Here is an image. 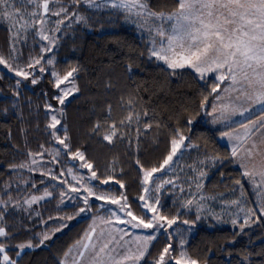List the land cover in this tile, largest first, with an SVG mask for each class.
Masks as SVG:
<instances>
[{"label": "trees", "instance_id": "16d2710c", "mask_svg": "<svg viewBox=\"0 0 264 264\" xmlns=\"http://www.w3.org/2000/svg\"><path fill=\"white\" fill-rule=\"evenodd\" d=\"M60 3L68 7L69 13L76 11L85 17L86 22L71 18L60 27L55 36L56 44L47 53L53 64L44 73L38 69L34 72L37 83L22 80L0 66V198L8 200L3 224L10 233L0 242L10 247L6 251L11 259L17 264H60L65 252L88 230L92 217L101 215L104 209L93 199L87 216L68 220L67 217L74 215L83 202L60 203L57 187L50 188L52 195L35 206L32 217L19 215L10 207L31 194L42 192L49 185L46 176L34 169L12 167L29 164L31 158L38 156L30 157L29 153L36 154L57 146L47 128L50 113L45 105L48 103L63 110L57 135L69 137L71 152L81 151L85 157L82 163H92L101 179L114 177L108 185L88 180L89 186H94L98 193L116 196L124 193L137 216L150 218L139 200L143 190L140 167L151 169L163 163L170 154V142L177 128L189 137L185 145H198L184 147L180 155L173 158L176 165L179 159L185 161L186 173L194 177L186 186L188 194H193L199 178L198 182H204L203 190L210 193L230 191L241 185L247 188L245 194L250 201V191L240 169L230 159V149L218 140L223 129L210 126L206 120V113L223 84L220 83L217 92L212 93V86L217 83L212 76L201 80L189 68L176 69V74L172 75V69L155 57L149 58L147 38L135 31L122 10L105 6L92 8L85 3L76 6L71 0H60ZM148 3L156 12L169 13L176 7L177 0H148ZM16 7L24 10L18 0ZM11 44L10 27L0 18V56L11 57ZM41 44L39 36L29 30L26 40L17 43L15 65L26 68L30 58H39ZM72 68L78 69L71 77L78 91L72 92L64 105H60L53 99L60 92L54 87L55 78L51 71L63 77ZM17 80L21 81L19 86ZM205 96L208 102L201 109ZM129 99L133 100L131 109L127 103ZM129 110L139 114V124L134 118L130 126H119L122 138L114 139L113 143L104 141L105 121L119 125ZM189 119L193 121L190 125L187 123ZM98 122L104 127L99 133H93ZM145 123L152 126L146 129ZM194 155L210 159L198 164L194 162ZM213 157L219 159L214 161ZM71 160L62 150L60 162L54 164L53 171L66 170L69 165H74ZM201 170L205 175L196 174L195 171ZM116 179L125 185L123 189L114 182ZM169 191L163 190L158 195L159 211L169 218L178 217L177 222L154 233L156 239L151 242L149 253L141 264H154L168 244L175 249L173 256L185 251L199 264H264V217H257L254 224L245 228L216 223L193 212L197 203L196 206L182 207V196ZM184 220L189 223L184 224ZM56 227H62L61 232L44 245L24 249L17 256V245L28 241L36 245L41 234ZM181 241H184L182 249Z\"/></svg>", "mask_w": 264, "mask_h": 264}, {"label": "snow or ice", "instance_id": "6c2138e0", "mask_svg": "<svg viewBox=\"0 0 264 264\" xmlns=\"http://www.w3.org/2000/svg\"><path fill=\"white\" fill-rule=\"evenodd\" d=\"M19 2L24 5V10L16 7V0H0V18L10 21L12 24L10 31H13V52L16 51L15 43L19 40H26L29 30H33L42 41H48L49 46L41 49L43 53L51 51L52 46L56 44V38L49 33L51 31L59 32L60 25L64 24L66 19L75 18L77 22H86V18L78 15L76 11L69 13L68 7L61 4L60 0H19ZM71 3L76 6L85 3L88 7L95 8H100L102 5L109 6L110 4L113 9L122 10L126 19L135 17V22L139 23L141 27L148 26L150 34L152 29L155 28V34L160 39L157 41L153 37V46L149 50V58L155 57L157 61H162L168 69L173 70L172 75L176 74V69L185 67L198 74L201 80H204L209 74H214L217 83L213 84L212 93L217 92L220 83L228 81V86L223 91L225 93H236L234 102L220 105L213 103L212 112L206 114L213 117V124L223 123L226 127H230L231 130L222 131L220 137L222 139L227 138L232 142L231 158L243 169L242 175L244 177L249 178L254 184L256 179L259 178L260 183L257 187L264 186V0H177L176 7L169 13L152 10L149 7L148 0H101V2H97V0H71ZM50 4L59 5V7L54 10L50 8ZM28 7H31L32 10L27 11ZM51 16L59 19L55 21V28L48 30L46 25L49 23ZM165 24L168 27H165ZM157 43H159V47L156 46ZM43 59V55L39 58H30L29 63L26 65L28 70H25V68L13 67L4 57L0 56V65L24 80L29 79L31 76V83L36 84L37 79L34 76V71L36 66L41 65ZM45 63L52 65L53 60L48 59ZM131 68L132 66L129 65L128 70L131 71ZM45 71L44 66L39 67L40 73ZM77 71V68H72L66 75L61 77L53 70L51 75L55 78L54 87L60 89V85L73 77V73ZM20 83V80L16 81L17 86ZM72 84L73 89H75L74 81ZM75 90L78 91V89ZM71 91L72 89H60L61 94L55 95L53 99L58 101L60 105H64L65 98ZM215 99L220 100L221 98L217 95ZM207 102L208 97L205 96L200 108L204 109ZM127 103L129 109H131L133 100L129 99ZM45 108L51 114V120L47 125L48 129L53 130L50 135L56 144L62 147H57L52 152L44 149L40 153H29V156L38 155L42 158L45 154H48L52 156L50 163L58 164L63 150L64 155H69L72 160H85L81 151L71 152L67 135L63 137L57 135L60 131L57 126L61 125V118L64 115L63 110L57 109L51 103L46 104ZM254 108L259 109L258 114L253 112ZM109 111H111V106H109ZM246 113L258 115V118L252 119L251 116H245ZM144 115H147V113H144ZM236 115L245 117V120L240 121L238 127H233L230 122ZM134 118L139 124V114H134L129 110L128 115L119 121V125L116 122L108 124L105 121L106 129L102 139L108 143H113L114 139L122 138L119 126H130ZM192 122V119L187 121L189 125ZM151 126V123H145L144 125L146 129ZM102 127L104 125L98 122L92 129L93 133H99ZM64 131L66 133L67 129L64 128ZM137 134H140L139 129H137ZM187 140H189V137L177 128L170 142L171 152L160 167L151 169L140 167V171L143 173L141 182L144 185V193L159 192L163 184L173 183L171 180H165L163 184L156 185L154 188L148 187L153 182V174L160 172L166 165H169L182 147H198V145L191 143L185 145ZM41 148L43 149V145ZM211 159L215 161L219 158L213 157ZM136 163L139 165V160ZM200 163L203 164L204 161H200ZM36 164L37 161L33 158L31 165ZM31 165L21 163L12 167L28 168L31 171ZM81 167L90 170L89 180L99 181L102 185H108L114 179L113 176L101 179L92 163L85 162L81 164ZM46 174L52 180H58L60 176L65 175V172L61 170L59 176H57L53 169L49 168ZM67 174L72 175V168L67 169ZM41 175H45V173H41ZM200 175L203 176L205 173L201 172ZM72 179L79 183L83 177L78 178L72 175ZM114 182L121 189L125 187L118 179ZM60 183L67 184L68 182L67 180H61ZM239 183L240 181L237 180V184ZM201 187V184H197L198 189ZM81 188L87 193L82 197L84 207H80L74 215L68 216V220L90 211L92 206L89 197H93L97 201L118 205L119 210L130 217L129 220H124L116 216V220L120 224H128L133 229H152L153 233L135 236L134 242L124 241V236L129 235L126 230L110 227L107 229L101 228L97 232V224L94 219L93 225L73 246L76 249L75 255H72L73 248H69L64 254L65 259L61 260L60 264H67V259L70 256L71 264H141L143 258L149 253L151 242L156 239L154 233L164 229L165 225L170 228L177 222L178 217L169 218L160 213L157 207L160 203L158 196L151 203L149 202L152 199L151 196L141 195L139 197L142 202L141 207L153 213L150 218H145L133 213L127 196L122 192L118 196L105 192L98 193L95 191L94 186L84 185H81L80 188L70 186L69 190L73 193H80ZM51 195V192L45 189L42 196L33 195L25 203L31 205ZM60 195L61 203H64L63 198L67 196V193L61 192ZM68 199L72 200L73 197H68ZM0 203L6 204L7 202L0 201ZM192 203V200H188L184 206L187 207ZM232 203L238 202L233 201ZM259 213L260 216H264V200L259 205ZM247 215L250 217L256 216V210L247 209ZM113 216H115V213H113ZM197 219H199V216H197ZM2 220L3 214L0 213V221ZM100 223L112 225L113 221L110 218L107 220L100 218ZM183 223L188 224L189 221L184 220ZM236 223V220L232 221L233 225ZM248 223V219H245L241 228ZM64 226L66 225H62V227ZM60 230L61 228L55 229V231ZM9 235L10 233L6 228L0 226V237L7 238ZM52 235H54V232L52 234L43 233L40 235L38 244L33 245L31 241H28L17 245V247L21 251L25 248L40 247L50 240ZM122 241L123 243H121ZM133 243L134 247L130 246ZM183 244L184 241H181V249ZM174 251L175 249L171 244L166 245L154 264H199L196 259L188 256L185 251H181L179 256H173ZM0 254H3L2 264H17V261L11 259L7 254L6 245L3 242H0ZM19 255L20 251L17 252V256Z\"/></svg>", "mask_w": 264, "mask_h": 264}, {"label": "rangeland", "instance_id": "374dc122", "mask_svg": "<svg viewBox=\"0 0 264 264\" xmlns=\"http://www.w3.org/2000/svg\"><path fill=\"white\" fill-rule=\"evenodd\" d=\"M18 2H19V0H18ZM97 2H101V0H97ZM20 3V2H19ZM21 4V3H20ZM66 6V5H65ZM59 7V5H53V4H50V8H53L54 10L56 9V8H58ZM101 7H103V5L101 6ZM105 7H110V4H109V6H105ZM92 8H95V7H92ZM32 9H31V7H30V10L29 11H31ZM60 18H63V17H60ZM57 19H59L58 17H55V16H51L50 18H49V23L46 25V29H48V30H51V29H54L55 28V21L57 20ZM69 21L70 19H66L65 20V22L66 21ZM7 25H9V27H10V29L12 28V24H11V22L10 21H7V20H3ZM127 21H128V23L129 24H131L132 26H133V28L135 29V31L137 32V33H139L140 35H144L146 38H147V40H148V42H149V48L151 49L152 48V46H153V43H152V39H153V37H155L156 38V40L157 41H159V37H157L156 36V34H155V28H153L152 29V32H151V34L149 33V28H148V26H144V27H141L140 26V24L139 23H137V22H135V17H133V18H131V19H127ZM157 23H159V22H157ZM63 25V24H62ZM62 25H60V27L62 26ZM165 27H168V25L167 24H165ZM51 36H56V32L55 31H51L50 33H49ZM11 35H13V31H11ZM42 41V40H41ZM12 43H13V41H12ZM17 43H18V41L15 43V48L17 47ZM11 46H12V44H11ZM49 46V44H48V41H42V44H41V49L43 48V47H48ZM157 47H159V43H157V45H156ZM16 52H17V48H16V51L15 52H13L12 50H11V57L9 58V59H5V60H7L10 64H12L13 65V67H18V68H24L23 67V65H15V63H14V59H15V57H16ZM49 51H46V52H43L42 53V55H43V57H44V59L41 61V65H38V66H36V69H35V71L38 69L39 70V67L40 66H44L43 65V63H45V61L46 60H48V59H50L49 57H48V53ZM41 57V56H40ZM162 64H164L162 61H160ZM165 65V64H164ZM0 66H3V65H0ZM48 66L49 65H47L46 63H45V69H47L48 68ZM166 67H167V65H165ZM4 67V66H3ZM185 68H187V67H185ZM7 69V68H6ZM8 70V69H7ZM25 70H28V69H26L25 68ZM34 71V72H35ZM193 71V70H192ZM194 72V71H193ZM11 73H14V72H11ZM51 73H52V71H51ZM15 74V73H14ZM198 75V74H197ZM20 79H22V80H24L22 77H19ZM31 79H32V77L30 76L29 77V81L31 82ZM72 82H73V80H72V78L70 77L69 78V80H67V81H64L61 85H60V89H72V91L70 92V94L69 95H71L72 94V92H75V89H76V87H75V89H73V84H72ZM224 83H225V81L224 82H222V84L224 85ZM60 89H59V92H60ZM59 94H61V93H59ZM68 95V96H69ZM67 96V97H68ZM66 97V98H67ZM66 98H65V100H66ZM215 100V99H214ZM58 102V101H57ZM214 102V101H213ZM59 104V103H58ZM52 105H54L57 109H58V106L57 105H55V104H52ZM209 111H210V109H209ZM208 111V112H209ZM50 120H51V114H50ZM206 120H207V122H208V124L210 125V126H212V127H216L212 122H210L209 120H208V118H206ZM217 128H219V127H217ZM51 131H53L52 129H50ZM227 139V138H226ZM226 139L225 138H221V137H219V141L221 140V141H226ZM221 143V142H220ZM57 147H61L60 145H58L57 144V146L56 147H54V148H52V149H50V150H48L49 152H52L55 148H57ZM184 147H182L181 148V150L183 149ZM181 150H179L178 152H177V154L174 156V157H178L179 155H180V151ZM171 152V151H170ZM48 155V154H47ZM195 156V158H194V162H198V164H201L200 163V161H204V163H205V161H208L210 158H201L200 156L199 157H197L196 155H194ZM173 157V158H174ZM35 159H36V161H37V164L36 165H31V160L33 159V158H31L30 159V165H31V168L32 169H34L35 171H37V172H40V173H45V176H46V178H47V181H48V187L47 188H45V189H47V191H49L50 192V188H53V187H57L58 189H59V192L61 193V192H66L67 193V196H65L63 199H64V203L63 204H71V203H73V202H76V201H78V200H81L82 201V197L83 196H85V195H87V193H85L84 191H83V188H81V191H80V193H73V192H71L70 190H69V188H70V186H75V187H78V188H80L81 187V185H84V186H89V184H88V178L90 177V175H91V173H90V171H89V169H87V168H83V167H81V164H83L82 163V161L81 160H79V159H76V160H71V162H73L74 163V165H72V166H68L67 167V169L68 168H72V175H75V176H77L78 178L79 177H83V179L82 180H80V182L79 183H77V181H75V180H73L72 179V175H68L67 174V169L66 170H64V172H65V175L64 176H60L59 177V179L58 180H52L51 179V177L49 176V175H47L46 173L48 172V169L49 168H51V169H53V166H54V163H50V161L52 160V156L51 155H49V156H43L42 158L40 157V156H36V157H34ZM208 159V160H207ZM180 160H182V159H179L178 161H179V164L178 165H176V163L172 160V161H170V163H169V165H166L165 167H164V169H162L160 172H157V173H154L153 174V182H151L149 185H148V187L149 188H154L156 185H159V184H163V181H165V180H171V181H173V183L172 184H163V187H161L160 188V191L159 192H155V191H153V192H150V193H144V191L142 190V193H141V195H145L146 197H148V196H151L152 197V199L149 201L150 203L151 202H154V200H155V198L160 194H162V191L164 190V191H169V190H171V191H169V192H174L176 195H178V194H180L181 196H182V199H183V202L189 197V195H191V194H188V190L186 189V186H188L191 182H193V178L194 177H192V176H189L187 173H186V170L185 169H187L185 166L183 167V162H185V161H180ZM175 165H176V167H175ZM160 167V166H159ZM159 167H157V168H159ZM181 167H183L182 169H181ZM172 168H173V170H172ZM183 170V171H182ZM60 171L61 170H59V172H54L57 176H59V173H60ZM165 171V172H164ZM181 171V172H180ZM196 172V174L197 175H200V173L201 172H203L202 170L201 171H195ZM166 175V176H165ZM198 179L199 178H197V182H196V189H197V184H200L201 182H203V181H199L198 182ZM61 180H67V184H61L60 183V181ZM171 185V186H170ZM167 186H170V189H167V188H169V187H167ZM143 188H144V185H143ZM45 189L42 191V192H40V193H36V194H31V195H29L28 197H26V198H24L22 201H19V202H17V203H15L13 206H10V207H12L15 211V213H17L18 212V214L19 215H22V216H25V217H32V214L33 213H35V206H37L40 202H42L43 200H45V199H47V198H49V197H45L43 200H39L38 202H36V203H34V204H31V205H28L27 203H25V201L27 200V199H30L31 198V196H33V195H35V196H42L43 194H44V192H45ZM181 189H183V191H181ZM195 189V190H196ZM194 190V191H195ZM60 193H59V196H60V203H61V195H60ZM194 193V192H193ZM196 193V192H195ZM173 194V193H172ZM174 194V195H175ZM68 197H73V199L72 200H69L68 199ZM187 197V198H186ZM94 198L93 197H89V202H91V200H93ZM198 199V197L196 198V200ZM192 200V199H191ZM0 201H5V202H7L6 204H4V203H0V208H1V210H0V213H4V211L5 210H7L6 208H7V205H8V200H4V199H2V198H0ZM187 201V200H186ZM83 202V201H82ZM100 202V205L104 208L103 209V213H101V215H95V216H93L92 217V219H91V222H90V224H89V227L91 226V225H93V220L95 219L96 220V224H97V232H99V230L101 229V228H105V229H107V228H110V227H115V228H121V229H124V230H126L128 233H129V235H127V236H124V241H131V242H134V237L135 236H143V235H148V234H150L151 232H152V229H143V228H138V229H133V228H131V226L130 225H128V224H120L117 220H116V216H119V217H121L122 219H124V220H129L130 219V217H127L125 214H124V212H121L120 210H119V206L118 205H113V204H110V203H106V202H104V201H99ZM142 203V202H141ZM194 206H196V204H193ZM82 207H84V205L82 206ZM157 207H158V210H159V206L157 205ZM145 211H147L146 209H144ZM89 212L90 211H86L85 213H81L79 216H75V218H80V217H82V216H87L88 214H89ZM148 212V211H147ZM193 212L196 214V215H198L199 214V212H198V206H196L195 207V209L193 210ZM113 213H115V216H113ZM149 213V216L151 217L152 215H153V213H151V212H148ZM100 218H104L105 220H107V219H111L112 221H113V223H112V225H106V224H101L100 223ZM42 222H45V221H42ZM0 226H4V224H3V220L2 221H0ZM165 227H167V225H165ZM57 228H62V227H56V228H53V229H50L49 231H45L44 233H49V234H52L53 232H54V235L55 234H57V233H59V232H61V230L60 231H55V229H57ZM53 236V235H52ZM0 239H3L2 237H0ZM121 243H123V241L121 242ZM76 244V243H75ZM74 244V245H75ZM6 245V249H8V248H10L7 244H5ZM130 246H133L134 247V243L132 244V245H130ZM180 247H181V242H180ZM17 249H18V247H17ZM25 249H27V248H25ZM18 251H20V252H22L20 249H18ZM75 253H76V249L75 248H73V252H72V255L74 256L75 255ZM2 256H3V254H0V262H1V264H2ZM179 256V255H178ZM65 259V258H64ZM67 264H71V256L67 259Z\"/></svg>", "mask_w": 264, "mask_h": 264}, {"label": "crops", "instance_id": "0c3cea01", "mask_svg": "<svg viewBox=\"0 0 264 264\" xmlns=\"http://www.w3.org/2000/svg\"><path fill=\"white\" fill-rule=\"evenodd\" d=\"M209 76L214 77V74H209L206 77ZM228 83H229L228 81H225L224 85L217 92V95H219L221 99L220 100L215 99L213 103L220 105V104H229L234 102V97L236 93H225L223 91V89L228 86ZM210 112H212V105L208 113ZM253 112L258 114L259 109L254 108ZM245 116H251L252 119L258 118V115H253L252 113H246ZM207 118L210 122H212L213 119L212 116L207 115ZM243 120H245V117L236 115L235 117H233V120L230 123L233 127H238L239 122ZM214 125L216 127H219L220 129H223L222 131L231 130L230 127H226L225 124L223 123L214 124ZM219 137L220 134L218 136V139ZM220 142L226 145L230 149V159L232 160L233 164L240 169L242 173L243 169H241L239 164L236 163L231 158V149L233 146L232 142H230L228 139H226V141L220 140ZM244 179H245V184L250 191V198H251L250 201H248V198L245 194V190H247V188L244 189V187L241 185H238L237 187L230 189V191H224V192L221 191L216 193H210L208 191L203 190V188L201 187L199 189L197 188L194 191V193L186 199L187 201L191 199L193 201V203L191 205H188L187 207H191L193 206V204L197 203L198 212L201 217L206 218L208 220H213L216 223L226 224L235 228H241V225H243L244 220L248 219L249 223L245 225L243 228L249 227L250 225L254 224V221L257 219V217H264V216H260L259 213V205L261 201L264 200V186L257 187V185H259L260 183L259 178L256 179L255 184L247 177H244ZM203 183L204 182H201L200 184L203 185ZM197 197L198 199L196 200ZM186 200L182 203V207H185L184 205L187 202ZM233 201H237L238 203H232ZM250 208L256 210V216L250 217L247 215V209ZM233 220L237 221L235 225L232 224ZM73 246L74 244L70 248H73Z\"/></svg>", "mask_w": 264, "mask_h": 264}]
</instances>
